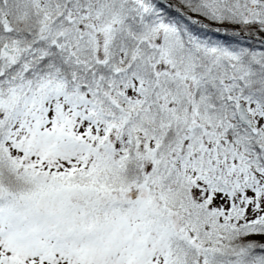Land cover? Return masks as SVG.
I'll return each mask as SVG.
<instances>
[{
  "label": "snow or ice",
  "instance_id": "snow-or-ice-1",
  "mask_svg": "<svg viewBox=\"0 0 264 264\" xmlns=\"http://www.w3.org/2000/svg\"><path fill=\"white\" fill-rule=\"evenodd\" d=\"M0 264H264V0H0Z\"/></svg>",
  "mask_w": 264,
  "mask_h": 264
}]
</instances>
